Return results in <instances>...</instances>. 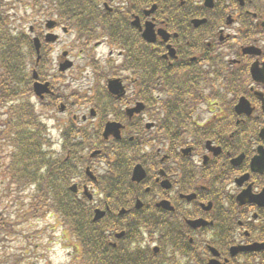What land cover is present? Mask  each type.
I'll return each instance as SVG.
<instances>
[{
	"label": "flooded vegetation",
	"instance_id": "obj_1",
	"mask_svg": "<svg viewBox=\"0 0 264 264\" xmlns=\"http://www.w3.org/2000/svg\"><path fill=\"white\" fill-rule=\"evenodd\" d=\"M57 2L52 30L45 24L38 33L42 49L53 61L55 46L71 34L57 65L84 47L80 55L91 68L99 64L100 72L94 71L88 89L70 95L57 82L61 75L40 81H50L51 97L66 116L61 140L92 139V148L67 152V162L85 169L74 182L78 199L104 198V183L118 190L116 202L106 199L104 208H95L106 212L99 222L115 227L109 247H138L127 230L138 218L163 225V241L192 264H264V172L252 170L264 147V84L251 75L254 64L264 66V0ZM49 31L57 36L54 43L46 38ZM72 64L68 73L77 60ZM112 79L120 80L124 93L110 92ZM241 97L250 105L239 113ZM138 103L144 107L132 113ZM110 121L121 124L118 140L104 138ZM126 148L137 150L131 155ZM139 165L145 176L134 182ZM256 168L264 171V159ZM113 171L117 178L109 175ZM189 221L202 223L194 228ZM151 242L159 249L148 247V253L159 255L161 239L143 244Z\"/></svg>",
	"mask_w": 264,
	"mask_h": 264
},
{
	"label": "trees",
	"instance_id": "obj_2",
	"mask_svg": "<svg viewBox=\"0 0 264 264\" xmlns=\"http://www.w3.org/2000/svg\"><path fill=\"white\" fill-rule=\"evenodd\" d=\"M11 3L0 0V107L2 103H9V122L6 130L10 149L9 164L6 176L9 174V186L14 187L15 193H22L33 189L30 194V207L28 214L23 219L55 215L68 227H71L80 241L83 240L85 252L83 264H120L119 259L113 254H102V234L93 230L91 225L85 224L76 230L75 221L88 222L87 214L81 205L75 202L65 185L68 183L64 168L44 152V129L38 124L33 106L18 104L22 92L30 93L31 74L27 63L34 56L32 41L29 36L21 33L12 24L10 15ZM26 47V54L22 52ZM23 86V91L22 87ZM27 100L28 95H25ZM31 128V129H29ZM89 223V222H88ZM16 233L12 221L4 219L0 213V232ZM96 241H94V240ZM4 240L0 236V241ZM1 254V252H0ZM20 255H8L0 258V264H22ZM29 264H37L32 262Z\"/></svg>",
	"mask_w": 264,
	"mask_h": 264
},
{
	"label": "rangeland",
	"instance_id": "obj_3",
	"mask_svg": "<svg viewBox=\"0 0 264 264\" xmlns=\"http://www.w3.org/2000/svg\"><path fill=\"white\" fill-rule=\"evenodd\" d=\"M8 2L13 7L10 13L14 16V24L20 25V29L25 30L26 33H28L30 27L45 22L47 17L44 15L50 13L45 8L42 11L41 6H44L42 4L37 8L42 15L38 16L31 9V0H9ZM21 19H24V22L20 23L19 20ZM73 38L71 34L65 35V43L55 46V52L52 53L54 67H58L56 66L57 56L61 54V50L65 45H69L73 41ZM100 52L101 50H98L97 53L100 54ZM72 54L74 58L71 59L77 60V68L72 72L65 73L63 76L65 83L62 82V90H65L68 95L78 88L81 90L88 89L95 80L94 70L88 66L87 59L81 57L80 50L77 48ZM56 70L57 68L52 72L50 71L51 76L56 74ZM71 78H78V80L76 83H72ZM31 102L47 123L49 133L52 140H54L53 143L57 144L55 146L56 150L61 151V135L66 116L60 114L57 109L49 112L44 111L42 104L35 97L31 98ZM5 110L6 108H0V213L4 219L12 221L16 233L0 232V236L4 238L0 241V258L6 253L7 255H20L21 259H25L23 264L34 261L39 264H80V257L76 255L74 249V244L78 246V243L70 230L62 224L57 216L47 215L45 217L28 218L26 221L23 219L28 214L30 203H32L30 194L33 189H27L18 194L15 193L14 187L9 186L10 177L9 175L6 176V167L9 162L8 154L10 151L6 146L7 139L5 138L6 121L8 119L3 113ZM59 120H62V122Z\"/></svg>",
	"mask_w": 264,
	"mask_h": 264
},
{
	"label": "water",
	"instance_id": "obj_4",
	"mask_svg": "<svg viewBox=\"0 0 264 264\" xmlns=\"http://www.w3.org/2000/svg\"><path fill=\"white\" fill-rule=\"evenodd\" d=\"M147 33V32H146ZM56 38L53 37V41L55 40ZM35 43H36V47H37V50L39 51V42L38 40H35ZM69 66H71L70 63H67L64 67H62V70H65L67 69ZM252 74H253V77L256 81H259V82H264V71H261L259 70L256 66L253 67L252 69ZM36 74H35V78H36ZM110 88L111 90L114 92V93H119L120 92V86L118 84V82H112L111 85H110ZM35 91L38 95H42L43 93L45 92H49V90L47 89V85H40L38 83L35 84ZM264 101V100H263ZM247 101L246 100H241V103L240 105L238 106V109L239 110H244V108H246V105H247ZM107 133H114L116 134L117 133V129L115 128V126L113 124L109 125L108 126V129H107ZM262 137H264V130L262 131L261 133ZM261 149V148H260Z\"/></svg>",
	"mask_w": 264,
	"mask_h": 264
}]
</instances>
